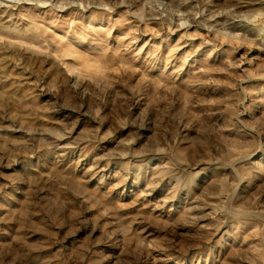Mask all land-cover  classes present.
<instances>
[{
    "label": "rangeland",
    "instance_id": "1",
    "mask_svg": "<svg viewBox=\"0 0 264 264\" xmlns=\"http://www.w3.org/2000/svg\"><path fill=\"white\" fill-rule=\"evenodd\" d=\"M0 264H264V0H0Z\"/></svg>",
    "mask_w": 264,
    "mask_h": 264
}]
</instances>
